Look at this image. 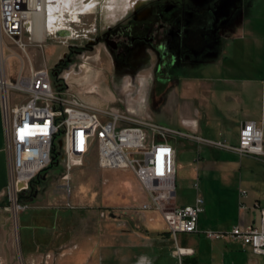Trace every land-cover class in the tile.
Wrapping results in <instances>:
<instances>
[{"label":"rangeland","instance_id":"1","mask_svg":"<svg viewBox=\"0 0 264 264\" xmlns=\"http://www.w3.org/2000/svg\"><path fill=\"white\" fill-rule=\"evenodd\" d=\"M51 1L50 3V0H46L47 10L44 16L45 21H48L51 15L48 6H52L55 24L53 26L57 27L56 30L54 28L52 31L49 30L41 41L32 33L25 32L21 36L22 43L26 45L25 51L9 38H3L5 44L0 41V69L6 71L12 82L16 80L21 67L25 77L32 69L46 68L51 73L55 65L62 62L64 56L72 49L83 51L82 46L90 42L94 34L101 33L108 26L124 19L134 5L146 0ZM34 19L32 16L31 21ZM145 61V65H141L137 72L125 74L118 80L113 75L108 54L100 45L96 49H87L75 54L71 63L56 70L55 81H58L56 85L62 84L61 87L81 103L99 109L128 111L137 118L154 123L156 120L151 109L161 102L159 91L161 86L154 81L158 74L155 73L154 61L149 58ZM12 93L11 97L15 102L23 98L22 94ZM229 143L237 144L234 141ZM61 152L62 149L59 147V154ZM55 155L59 156L58 153L53 154L51 164L36 175L40 177L33 183L32 189L28 186L17 195L8 192L4 211L7 218L4 233L7 238L4 237L2 241L0 264H152L149 256L120 261L115 257L111 241L104 242L101 238L104 227L107 234L113 231V227L108 223L111 219L117 217L122 210H129L137 205L135 201L126 202L131 196L124 181L130 180V174L145 194L134 174L129 169L100 167L96 150H91L80 164H76L66 174L63 157L56 160ZM261 171L262 176L264 161L261 162ZM262 182L264 181L261 180V189L264 190ZM21 185L24 184L18 186ZM192 188V177L177 174L176 204L192 202L195 198V190ZM22 192L27 193L23 200L20 197ZM132 194L134 196L138 194L136 188ZM146 202L150 203L151 200L146 197ZM16 204L25 207L16 208ZM57 209L58 218L63 221L61 226H58L62 229L61 232L55 233L56 237L53 236L55 229L54 225H51L53 230L51 236L48 233L42 235L40 241L34 239L37 241L36 244L34 241L28 242L29 236L38 228L33 218L42 212H49L53 220L57 216ZM67 209L68 214L64 212ZM48 214L43 213V220H49ZM177 236L178 244L196 250L197 264H264V254H254L249 247L242 246L240 242L225 239L209 240L203 234L195 232L184 233L182 237L181 234ZM29 243L32 244L31 250L26 249ZM82 248L84 252L89 251V254L71 256L73 251ZM175 250L173 243L170 247V257L174 264H179ZM181 258L184 264V257Z\"/></svg>","mask_w":264,"mask_h":264},{"label":"crops","instance_id":"2","mask_svg":"<svg viewBox=\"0 0 264 264\" xmlns=\"http://www.w3.org/2000/svg\"><path fill=\"white\" fill-rule=\"evenodd\" d=\"M227 38L222 46L213 49L209 57L183 64L171 77L172 82L161 93L160 104L151 109L156 120L154 124L182 134L233 145L229 142L238 144L243 125L252 122L263 132L264 149V0L250 1L239 21L229 30ZM2 42L5 44L3 39ZM4 73L6 80L12 83L6 71ZM11 95L13 93L9 92V107L17 103ZM167 141L174 148L175 178L177 174L192 177V189L195 190L193 201L185 204H176L175 193L174 204L192 205L197 197L202 199L203 210L199 213L196 234H203L205 230L225 231L234 225L259 223L260 208L264 207V190L261 189L264 155L240 156L231 150L187 137L171 135ZM124 182L131 196L126 202L135 201L137 205L122 210L111 219L108 223L113 231L107 234L104 227L101 235L104 242L111 241L115 257L120 261H130L139 256H149L152 264H174L169 252L175 243V247L181 250V257H184V264H197L196 250L178 244L177 235L181 234L182 237L184 233L173 236L158 212L141 209L143 203H148L147 196L131 174L130 180ZM9 186L6 122L0 91V254L3 252L2 241L4 237L7 238L4 233L7 224L4 211ZM262 186L264 188V182ZM134 188L138 192L135 196L132 194ZM241 190L245 191V195L241 194ZM25 194H20L22 200ZM240 203L246 207L240 209ZM58 212L57 209V216L53 220L49 212H42L33 218L38 228L29 236L28 242L34 241L36 244L34 239L40 241L42 235L48 233L51 236V225L55 229L53 236L60 233L62 229L58 226L63 221L58 218ZM64 212L69 213L68 209ZM43 213L48 214L49 220H43ZM27 246L26 249L31 250L32 244ZM83 250L77 249L71 256L89 254V251Z\"/></svg>","mask_w":264,"mask_h":264},{"label":"built area","instance_id":"3","mask_svg":"<svg viewBox=\"0 0 264 264\" xmlns=\"http://www.w3.org/2000/svg\"><path fill=\"white\" fill-rule=\"evenodd\" d=\"M31 0H0V41L12 40L25 51L21 36L31 33ZM1 68V67H0ZM48 69L31 70L23 75L21 67L14 82H8L0 69V91L6 122V150L9 160V191L15 195L28 188L30 181L48 167L54 152L63 157L66 174L80 164L91 151L96 150L98 163L103 168L129 169L151 200L141 209L159 212L173 236L198 230L202 199L192 205L174 204L176 178L174 148L169 136L187 137L231 150L240 156H263V132L254 123L243 125L238 144L209 141L182 134L135 117L131 112L113 108L99 109L72 98L62 84L55 88ZM12 91L23 98L11 108L7 94ZM59 147L62 152L59 154ZM24 154H27L24 156ZM19 184H24L18 186ZM245 195V191L241 190ZM16 208H24L19 204ZM244 203L239 204L244 209ZM210 240L225 239L240 242L254 254H264V207L260 208L257 225H234L230 230H205ZM175 254L181 264V250Z\"/></svg>","mask_w":264,"mask_h":264},{"label":"flooded vegetation","instance_id":"4","mask_svg":"<svg viewBox=\"0 0 264 264\" xmlns=\"http://www.w3.org/2000/svg\"><path fill=\"white\" fill-rule=\"evenodd\" d=\"M250 1L146 0L134 5L124 19L94 34L83 51L72 49L56 70L71 63L75 54L101 45L118 80L137 72L147 58L153 60L158 73L154 81L161 94L183 64L209 57L228 40L229 30Z\"/></svg>","mask_w":264,"mask_h":264},{"label":"bare ground","instance_id":"5","mask_svg":"<svg viewBox=\"0 0 264 264\" xmlns=\"http://www.w3.org/2000/svg\"><path fill=\"white\" fill-rule=\"evenodd\" d=\"M49 1V0H48ZM57 1V0H56ZM52 1L50 0V3ZM49 3V2H48ZM54 3V2H53ZM52 3V4H53ZM31 5L33 6V11H32V16L34 19V21L30 22L31 24H29V29L31 30V33L33 35H35L40 41L43 39L44 37V34L47 33L49 30L52 31V29L54 28L55 30L57 29L56 26H53L55 25L54 24V19L52 17V13H53V10H52V6H48V11L49 13L51 14L49 17H48V21H45V12L47 10V3H46V0H31ZM54 7V6H53ZM55 9V8H54ZM78 23V22H77ZM53 26V27H52ZM59 30V28H58ZM51 77L53 79V85L55 86V88L58 87V84L56 85V83L58 81H55L56 77H53L52 74H51ZM27 154H24V156H26ZM52 158H53V155H52ZM52 162V160H51ZM51 164V163H50ZM47 168V167H46ZM44 170V169H43ZM39 174V173H38ZM37 174V175H38ZM198 231V230H197ZM196 231V232H197ZM194 233V232H193Z\"/></svg>","mask_w":264,"mask_h":264},{"label":"trees","instance_id":"6","mask_svg":"<svg viewBox=\"0 0 264 264\" xmlns=\"http://www.w3.org/2000/svg\"><path fill=\"white\" fill-rule=\"evenodd\" d=\"M55 153H57V152H54V154ZM56 156V160L58 159V156L57 155H55ZM39 176H35V178H33L31 181H30V183H29V189H32L33 187V183H35V182H37L38 180H39V178H38ZM21 197V196H20Z\"/></svg>","mask_w":264,"mask_h":264},{"label":"water","instance_id":"7","mask_svg":"<svg viewBox=\"0 0 264 264\" xmlns=\"http://www.w3.org/2000/svg\"><path fill=\"white\" fill-rule=\"evenodd\" d=\"M57 65H55L54 69L51 70V74H52L53 77H57V72H56Z\"/></svg>","mask_w":264,"mask_h":264}]
</instances>
